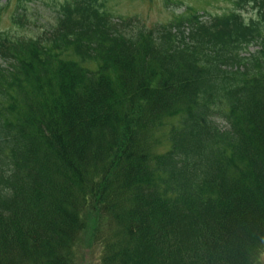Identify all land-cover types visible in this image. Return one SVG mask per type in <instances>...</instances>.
<instances>
[{"label":"trees","instance_id":"16d2710c","mask_svg":"<svg viewBox=\"0 0 264 264\" xmlns=\"http://www.w3.org/2000/svg\"><path fill=\"white\" fill-rule=\"evenodd\" d=\"M161 1L185 10L149 27L107 0H60L35 36L0 29V264H74L81 231L99 264L260 262L264 0ZM250 43L249 80L225 87L247 78ZM225 92L241 95L221 129Z\"/></svg>","mask_w":264,"mask_h":264},{"label":"rangeland","instance_id":"374dc122","mask_svg":"<svg viewBox=\"0 0 264 264\" xmlns=\"http://www.w3.org/2000/svg\"><path fill=\"white\" fill-rule=\"evenodd\" d=\"M4 1V0H0ZM60 0H27L24 4L26 9L21 12L22 26L14 24L11 20V14L16 8V0H11V3L1 7L0 15V29L6 30L10 37H24L35 36L41 32L48 22H51L54 17V2L58 3ZM154 3L148 0H107V7L116 13L122 15H136L141 18L145 24L151 27L154 24L162 23L170 18V14L163 9L161 0H153ZM192 7L206 8L209 12L217 10L219 6L225 4V0H188ZM169 17V18H168ZM104 220H106L104 218ZM101 221L100 223L104 222ZM92 221V220H91ZM90 221V222H91ZM97 224H88L89 229H92ZM108 226V224H99ZM74 264H97L94 261L95 256L99 255L100 242L92 236L89 232L81 231L77 234L75 240ZM88 249V251H87ZM98 260V259H96ZM94 261V263H93ZM262 263L264 264V255L262 256Z\"/></svg>","mask_w":264,"mask_h":264}]
</instances>
